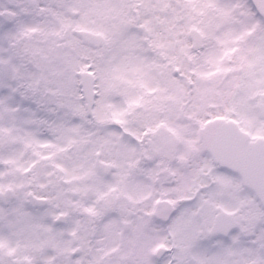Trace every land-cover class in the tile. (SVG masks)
Listing matches in <instances>:
<instances>
[{
	"label": "snow or ice",
	"instance_id": "6c2138e0",
	"mask_svg": "<svg viewBox=\"0 0 264 264\" xmlns=\"http://www.w3.org/2000/svg\"><path fill=\"white\" fill-rule=\"evenodd\" d=\"M0 264H264V0H0Z\"/></svg>",
	"mask_w": 264,
	"mask_h": 264
}]
</instances>
